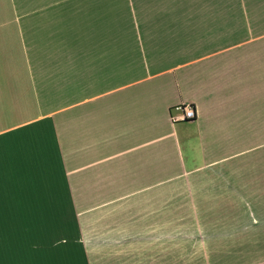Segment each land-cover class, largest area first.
<instances>
[{"label": "crops", "instance_id": "crops-1", "mask_svg": "<svg viewBox=\"0 0 264 264\" xmlns=\"http://www.w3.org/2000/svg\"><path fill=\"white\" fill-rule=\"evenodd\" d=\"M0 264H264V0H0Z\"/></svg>", "mask_w": 264, "mask_h": 264}, {"label": "built area", "instance_id": "built-area-1", "mask_svg": "<svg viewBox=\"0 0 264 264\" xmlns=\"http://www.w3.org/2000/svg\"><path fill=\"white\" fill-rule=\"evenodd\" d=\"M177 110L180 112L177 116L172 117L173 120H192L195 118L196 113L194 107L190 103H184L177 106Z\"/></svg>", "mask_w": 264, "mask_h": 264}]
</instances>
